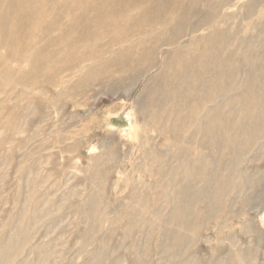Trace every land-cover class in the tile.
Listing matches in <instances>:
<instances>
[{
	"label": "rangeland",
	"instance_id": "374dc122",
	"mask_svg": "<svg viewBox=\"0 0 264 264\" xmlns=\"http://www.w3.org/2000/svg\"><path fill=\"white\" fill-rule=\"evenodd\" d=\"M0 264H264V0H0Z\"/></svg>",
	"mask_w": 264,
	"mask_h": 264
}]
</instances>
